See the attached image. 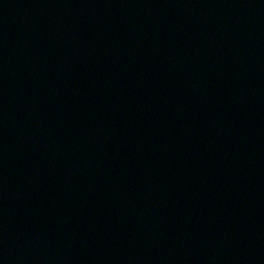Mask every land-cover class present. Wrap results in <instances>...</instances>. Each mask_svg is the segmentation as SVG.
Returning <instances> with one entry per match:
<instances>
[{"label":"water","instance_id":"95a60500","mask_svg":"<svg viewBox=\"0 0 264 264\" xmlns=\"http://www.w3.org/2000/svg\"><path fill=\"white\" fill-rule=\"evenodd\" d=\"M0 264H264V0H0Z\"/></svg>","mask_w":264,"mask_h":264}]
</instances>
